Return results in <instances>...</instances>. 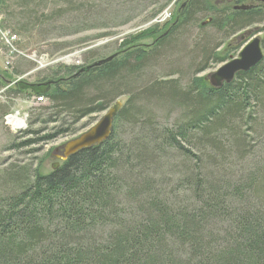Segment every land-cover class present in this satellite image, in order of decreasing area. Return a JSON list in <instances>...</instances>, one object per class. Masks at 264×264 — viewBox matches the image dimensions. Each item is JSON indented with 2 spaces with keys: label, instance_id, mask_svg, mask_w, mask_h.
<instances>
[{
  "label": "trees",
  "instance_id": "obj_1",
  "mask_svg": "<svg viewBox=\"0 0 264 264\" xmlns=\"http://www.w3.org/2000/svg\"><path fill=\"white\" fill-rule=\"evenodd\" d=\"M182 8L178 22L148 51L113 56L88 71L93 58L63 68V74L50 67L37 74L49 88L40 95L48 105L31 125L51 128L19 146L68 134L71 126L106 111L117 94L128 100L100 145L70 156L47 175L36 169L8 173L2 188L14 186L0 195V264H264V166L243 176L235 170L253 154L242 151L252 148L251 130L259 132L254 151L262 146L264 29L262 60L221 88L192 77L179 90L177 82L146 74L152 64L167 63L197 16H211L208 27L223 42L263 23L264 5L218 10L210 0H190ZM59 10L41 16L43 22L60 20ZM11 34L18 47L19 37ZM209 41L204 37L203 62H221L213 50L208 54ZM1 76H7L10 100L11 92L27 96L11 72L0 74L3 81Z\"/></svg>",
  "mask_w": 264,
  "mask_h": 264
},
{
  "label": "rangeland",
  "instance_id": "obj_2",
  "mask_svg": "<svg viewBox=\"0 0 264 264\" xmlns=\"http://www.w3.org/2000/svg\"><path fill=\"white\" fill-rule=\"evenodd\" d=\"M189 1L0 0V23L19 37L18 47L15 48L22 57L15 59L11 68H6L4 65L6 58L0 52V74L11 72V81H20L19 89L27 93L26 96L11 92L10 100V95L5 94V90L9 88L7 76H1L3 81H0L2 85L0 88V195L10 193L13 189L14 185L11 189L10 186L7 190L2 188L5 182L10 181L11 176H8V173H20L23 170L30 172L35 169L43 175L53 172L52 166L63 163L57 159L61 155L63 146L87 132L106 112L85 118L73 126L68 122L71 131L51 142L19 146L27 140L47 135L49 132L47 133L45 129L51 128V125L42 126L35 123L31 125L39 114L37 110L48 105L46 99L38 104L35 101L37 96L49 90L45 85L39 84L40 78L36 77L37 74L49 67L53 68L52 71L59 70L63 74V68L81 66L84 64V59L93 58L84 68L87 69L110 56L117 58L123 53L136 49L148 51L153 47L157 37L163 35L166 30L169 31L178 22L182 6ZM237 2L240 3L236 5ZM210 4L218 10L241 5H260L255 0H210ZM58 9L61 12L60 20L50 25L45 24L42 17ZM38 18L40 23L35 25L34 22ZM195 19L197 23L192 22L184 27L180 42L178 41L175 50L168 54L167 63L152 64L155 68L150 67L151 73L146 72L147 75L151 78H159L158 81L162 83L177 82L179 90L187 89L192 77L208 85L205 81L208 74L214 72L223 63L234 59L251 38L257 37L260 40L263 38V34L259 32L264 29V22L251 26L222 42V35H217L221 33L214 30V27H208L211 16L200 15ZM20 30L21 32L17 33ZM204 37L210 40L207 47L208 54L213 50V56L221 62H208V64L203 62ZM121 45L123 47L120 50ZM59 48L61 50L57 52ZM0 51H2L1 46ZM14 72L19 75L13 77ZM19 77L23 78L18 80ZM127 100L128 96L117 94L109 107L116 101L124 105ZM13 115L24 121L25 126L21 131L16 132L6 123V117L11 119ZM27 130L32 132L43 130V132L34 136L19 133ZM120 131L123 140H128L127 128H122ZM258 133L251 130L250 136L247 135L253 146L250 145L252 147L249 148L250 150L242 151H253V154L243 165L241 161L236 163L237 176L251 174L264 166V135L261 138V148L254 151L259 142ZM238 167L244 169L238 172ZM227 170L232 171V169ZM262 189L263 193L259 196H263L261 199L264 200V188Z\"/></svg>",
  "mask_w": 264,
  "mask_h": 264
},
{
  "label": "water",
  "instance_id": "obj_3",
  "mask_svg": "<svg viewBox=\"0 0 264 264\" xmlns=\"http://www.w3.org/2000/svg\"><path fill=\"white\" fill-rule=\"evenodd\" d=\"M256 3L264 5V0H255ZM255 5H241L236 6L234 10H247ZM261 40L257 37L251 38L237 53L234 59L223 63L214 72L210 73L205 77V81L212 88L218 89L225 84H230L236 74L245 73L251 68L256 66L263 58L262 49L260 46ZM113 56L108 59L96 62L89 66V69L99 67L102 64L110 61ZM123 103L116 101L111 107H109L100 121L91 127L87 132L83 133L74 140L69 141L62 148L61 155L57 157L60 161H66L70 156L76 153L96 147L102 142L106 141L112 132L113 121L119 110H121ZM59 167L58 164L52 166V170H56Z\"/></svg>",
  "mask_w": 264,
  "mask_h": 264
},
{
  "label": "built area",
  "instance_id": "obj_4",
  "mask_svg": "<svg viewBox=\"0 0 264 264\" xmlns=\"http://www.w3.org/2000/svg\"><path fill=\"white\" fill-rule=\"evenodd\" d=\"M17 37L15 35H12L9 30L2 29L0 27V46L2 51V54L6 58V61L4 63L6 68H11L13 61L20 57V53L16 50L14 42L17 41ZM23 77H19L18 80L22 79ZM36 103H40L43 101V98L41 96L37 97L35 99ZM26 118V115H25ZM6 123L10 124L12 128L18 132L21 131L25 123L24 121H11L9 117H6Z\"/></svg>",
  "mask_w": 264,
  "mask_h": 264
},
{
  "label": "bare ground",
  "instance_id": "obj_5",
  "mask_svg": "<svg viewBox=\"0 0 264 264\" xmlns=\"http://www.w3.org/2000/svg\"><path fill=\"white\" fill-rule=\"evenodd\" d=\"M197 76V75H196ZM22 121L21 119H19L17 116H11V121Z\"/></svg>",
  "mask_w": 264,
  "mask_h": 264
}]
</instances>
